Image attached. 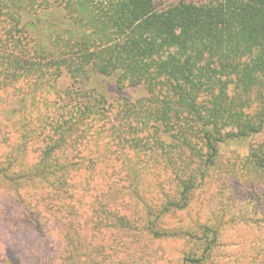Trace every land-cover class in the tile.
<instances>
[{
  "label": "trees",
  "instance_id": "16d2710c",
  "mask_svg": "<svg viewBox=\"0 0 264 264\" xmlns=\"http://www.w3.org/2000/svg\"><path fill=\"white\" fill-rule=\"evenodd\" d=\"M263 129L264 0H0V264H264Z\"/></svg>",
  "mask_w": 264,
  "mask_h": 264
},
{
  "label": "rangeland",
  "instance_id": "374dc122",
  "mask_svg": "<svg viewBox=\"0 0 264 264\" xmlns=\"http://www.w3.org/2000/svg\"><path fill=\"white\" fill-rule=\"evenodd\" d=\"M156 1L160 2L162 0H156ZM68 84H69V80L66 77H62L59 79L60 86L63 87ZM95 86L97 88H100L102 86L106 87L107 85L105 84V79L100 77L98 81L95 83ZM110 87L112 86H108L109 89ZM112 89L114 88L110 89L114 94L112 98L114 100V103L117 99H119V97L130 96L132 93L131 91L132 88H125L123 91H119V94ZM144 94L145 91L141 87L136 88V91L133 93L135 97L142 96ZM263 138H264V129H263V133L261 134H256L244 139H234L224 142L219 146L221 162L233 157H239L242 161L243 158L247 155L249 148L254 144H256L258 141L262 140ZM153 174H154L153 169L152 170L146 169V170H141V173L139 172L138 177L146 176L150 178L151 181L155 183L158 188L162 186H168L165 183L166 181L165 177H163L160 172H158L157 175H153ZM222 182H223L222 175L220 176L218 174H214L212 177V181L206 185L205 189L198 191L197 193L198 199L194 200V205L192 206L191 210L202 209L200 206L206 204V201L209 197L211 196L214 197L215 195H218Z\"/></svg>",
  "mask_w": 264,
  "mask_h": 264
}]
</instances>
